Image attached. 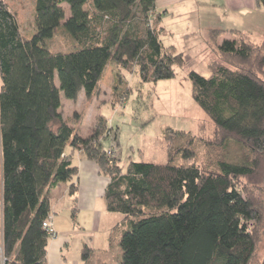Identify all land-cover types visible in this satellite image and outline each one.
I'll return each instance as SVG.
<instances>
[{
    "label": "trees",
    "instance_id": "obj_1",
    "mask_svg": "<svg viewBox=\"0 0 264 264\" xmlns=\"http://www.w3.org/2000/svg\"><path fill=\"white\" fill-rule=\"evenodd\" d=\"M156 1L35 0L28 38L0 0V264H48L49 194L73 173L67 148L79 138L61 112V92L69 100L92 96L113 65L115 80L138 67L144 82H157L186 63L182 51L162 41ZM60 28L69 36L67 51L48 44ZM218 50L235 62L212 63L209 76L189 74L196 103L218 127V139L206 142L222 151L214 163L197 161V139L187 137L175 150L182 163L130 161L124 169L107 153L102 116L84 140L83 153L110 177L107 209L130 223L117 264L253 260L264 217L257 192L264 184V40L224 38Z\"/></svg>",
    "mask_w": 264,
    "mask_h": 264
},
{
    "label": "rangeland",
    "instance_id": "obj_2",
    "mask_svg": "<svg viewBox=\"0 0 264 264\" xmlns=\"http://www.w3.org/2000/svg\"><path fill=\"white\" fill-rule=\"evenodd\" d=\"M3 1L8 3L18 15L22 34L31 38L35 31V0ZM64 8L66 20L71 12L67 3ZM159 19L162 23V19ZM61 28L56 36L48 41L49 46L55 51H67L71 46L69 36L63 34ZM216 30V32L208 34L211 39V47L203 41L196 43L195 46L184 47L186 63L176 66L174 78L144 82L139 75L138 67H136L132 71L122 70L120 80H115L113 65L107 69L104 79L99 84V89L92 96L88 97L82 92L76 100H69L61 92V112H63L64 118L78 128V133H82L81 137L87 133H89L87 136H90L97 122L95 120H98L100 116L105 117L108 130L103 143L107 153L116 156L124 169L130 161H151L161 164L168 163L169 159L174 157L175 163H182L175 150L178 145L184 142L188 143L190 140L188 138L197 139L195 146L197 161L214 163L222 151L212 148V145L208 146L206 142L214 143L218 139V127L211 116L196 103L192 95L193 84L189 80V74L194 70L204 76H209L212 63H234L235 60L226 55L222 58L218 50L219 40L222 35L227 33L239 40L246 35L236 29L219 28ZM255 33L253 40H256V43H261L264 40L263 36H259L257 31ZM171 39L172 36L170 37L168 33L162 36L165 46L170 43ZM115 85H117V89H115ZM115 90L120 92L117 99L113 97ZM178 132H184L185 135L179 136ZM231 148L234 152L237 151V148ZM80 149L83 153V146ZM83 155L85 154L83 153ZM93 163L97 165L96 162ZM97 169L98 174L104 176L109 182L110 177L100 173L98 165ZM106 189L107 186L104 194ZM258 189L259 197L264 203V184ZM109 213L118 216V220L111 224V215H108L106 219H103L98 230L87 227L85 231H82L79 221L73 224L71 220L55 219L60 235L55 229L56 234L50 236L51 259H54L55 256L52 243L55 238L61 236V238H68V243L64 248V251L68 252V264H117L122 254L121 239L124 232L130 228V223L124 219L125 216L121 212L110 211ZM51 221L52 216L48 222L52 223ZM260 224L261 237L256 245L251 264H264V217ZM88 243L89 245H86L87 256H84L85 247L81 246Z\"/></svg>",
    "mask_w": 264,
    "mask_h": 264
},
{
    "label": "crops",
    "instance_id": "obj_3",
    "mask_svg": "<svg viewBox=\"0 0 264 264\" xmlns=\"http://www.w3.org/2000/svg\"><path fill=\"white\" fill-rule=\"evenodd\" d=\"M156 8L161 15L164 34L172 36L167 46L174 45L177 50L184 53L186 52L184 47L195 46L200 41L211 47L208 34L213 29H236L251 37L253 42H257L253 40L257 31L264 39V7H260L256 0H157ZM229 36L232 38L233 35L230 33L222 35L219 44ZM81 134L79 132V138L67 148V152L73 154L72 165L75 167L73 173L65 174L61 184L52 188L49 194L51 222L57 233L59 228L55 219L71 220L73 224L79 221L82 231L87 227L98 230L108 215H111V224L118 220V216L110 214L106 207L104 190L108 180L98 174L97 165L81 152L80 148L89 133L80 137ZM72 185L76 188L74 193L71 191ZM57 238L52 243L54 259H51L52 252L48 244L47 262L68 264V252L64 251L68 238L61 236ZM86 245L89 243L81 247ZM90 247L95 249L91 245Z\"/></svg>",
    "mask_w": 264,
    "mask_h": 264
},
{
    "label": "built area",
    "instance_id": "obj_4",
    "mask_svg": "<svg viewBox=\"0 0 264 264\" xmlns=\"http://www.w3.org/2000/svg\"><path fill=\"white\" fill-rule=\"evenodd\" d=\"M44 227H45V230L47 231L48 234H50V236H54L56 233L55 231V227H53L52 223H49L48 221H45L44 222Z\"/></svg>",
    "mask_w": 264,
    "mask_h": 264
}]
</instances>
